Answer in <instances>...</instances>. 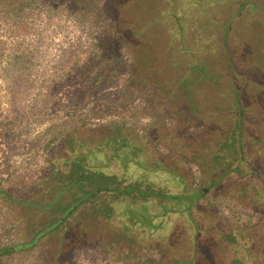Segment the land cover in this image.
Masks as SVG:
<instances>
[{"label": "rangeland", "instance_id": "obj_1", "mask_svg": "<svg viewBox=\"0 0 264 264\" xmlns=\"http://www.w3.org/2000/svg\"><path fill=\"white\" fill-rule=\"evenodd\" d=\"M61 18L74 39L66 24L47 35ZM61 32L67 47L48 76L42 61ZM193 65L206 77L193 81ZM0 81V172L25 157L13 178L27 185L69 140L93 147L120 124L143 163L160 165L153 184L173 194L148 204L152 231L129 232L119 212L86 216L60 248L51 236L0 264L54 254L61 264H264V0H0ZM236 121L242 175L214 157ZM13 214L45 217L0 195V245L18 238Z\"/></svg>", "mask_w": 264, "mask_h": 264}, {"label": "trees", "instance_id": "obj_2", "mask_svg": "<svg viewBox=\"0 0 264 264\" xmlns=\"http://www.w3.org/2000/svg\"><path fill=\"white\" fill-rule=\"evenodd\" d=\"M18 1L24 3V0ZM192 68L199 73L193 81L206 77L203 67L193 65ZM121 127L115 124L113 133L93 147L78 139L69 140L67 148L47 158L44 171L27 185L13 178L16 171L0 172L1 196L17 206L37 209L45 215L40 220L39 217L32 218L34 214H13L11 227L18 238L0 245V259L29 255L41 246L45 238L55 235L60 248L66 235L85 229L86 216L94 223H101L99 221H110L119 212L128 219L126 228L131 233L135 225H143L150 231L159 228L155 225L157 216L152 215L149 205L160 203L161 197L166 195L173 198V194H167L153 184L150 177L160 165L147 167L139 158L140 149L118 132ZM243 139L241 122L236 121L218 144L214 155L227 171L241 175ZM193 191L197 198L204 195V191L198 188H193ZM19 194L23 196L17 197ZM136 210H142L143 214H132ZM51 261L52 264H61L56 254ZM188 261L192 264L191 259L170 260L163 264H186Z\"/></svg>", "mask_w": 264, "mask_h": 264}, {"label": "clouds", "instance_id": "obj_3", "mask_svg": "<svg viewBox=\"0 0 264 264\" xmlns=\"http://www.w3.org/2000/svg\"><path fill=\"white\" fill-rule=\"evenodd\" d=\"M66 24L65 31L69 33L68 38L70 40L74 39L75 36L77 35V31L74 28L73 24L71 21L65 22L62 18L60 20H55L54 23L51 25V27H47V35L51 34L52 29L56 28V24ZM38 27L40 28H45L46 25L44 24L43 20H41L38 24ZM64 33L61 32L57 36L53 37V40L56 42L51 49L48 52L47 57H45L44 61H42V68L45 70V74L48 76L52 75V72L54 71L51 69L50 64L56 63L57 58L60 57V53L58 51V46L62 47H67V44H62V37ZM70 63V62H69ZM57 71V69L55 70ZM0 84H3L2 81H0ZM147 119L145 118L144 120L141 121V123H146ZM46 125H42L41 128L45 127ZM39 130V129H38ZM25 157H13L9 162L12 165V168L9 169L10 172L13 171V169H16V172L18 173L21 171L24 167V162H25Z\"/></svg>", "mask_w": 264, "mask_h": 264}]
</instances>
